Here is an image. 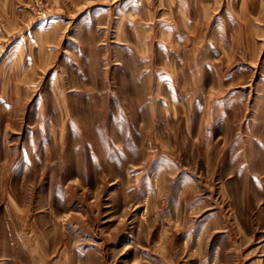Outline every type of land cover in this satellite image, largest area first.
Instances as JSON below:
<instances>
[{
    "label": "rangeland",
    "instance_id": "1",
    "mask_svg": "<svg viewBox=\"0 0 264 264\" xmlns=\"http://www.w3.org/2000/svg\"><path fill=\"white\" fill-rule=\"evenodd\" d=\"M0 264H264V0H0Z\"/></svg>",
    "mask_w": 264,
    "mask_h": 264
},
{
    "label": "crops",
    "instance_id": "2",
    "mask_svg": "<svg viewBox=\"0 0 264 264\" xmlns=\"http://www.w3.org/2000/svg\"><path fill=\"white\" fill-rule=\"evenodd\" d=\"M125 18V17H124ZM126 20V19H125ZM125 31V30H124Z\"/></svg>",
    "mask_w": 264,
    "mask_h": 264
}]
</instances>
